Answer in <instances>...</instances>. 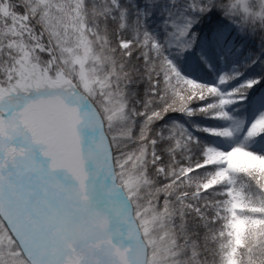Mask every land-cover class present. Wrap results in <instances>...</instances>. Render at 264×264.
I'll use <instances>...</instances> for the list:
<instances>
[{"label":"snow or ice","instance_id":"6c2138e0","mask_svg":"<svg viewBox=\"0 0 264 264\" xmlns=\"http://www.w3.org/2000/svg\"><path fill=\"white\" fill-rule=\"evenodd\" d=\"M0 264H264V0H0Z\"/></svg>","mask_w":264,"mask_h":264}]
</instances>
